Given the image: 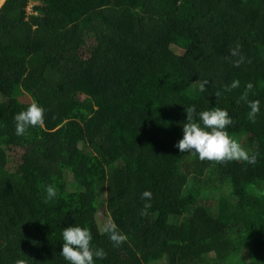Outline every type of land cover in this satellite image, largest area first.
Here are the masks:
<instances>
[{
    "label": "trees",
    "instance_id": "trees-1",
    "mask_svg": "<svg viewBox=\"0 0 264 264\" xmlns=\"http://www.w3.org/2000/svg\"><path fill=\"white\" fill-rule=\"evenodd\" d=\"M33 102L43 125L17 136L13 114ZM189 105L226 109L255 163L179 152ZM71 225L105 251L94 264H264V0L3 2L0 264H68Z\"/></svg>",
    "mask_w": 264,
    "mask_h": 264
},
{
    "label": "clouds",
    "instance_id": "clouds-1",
    "mask_svg": "<svg viewBox=\"0 0 264 264\" xmlns=\"http://www.w3.org/2000/svg\"><path fill=\"white\" fill-rule=\"evenodd\" d=\"M204 81L200 85L199 91H204ZM239 85L238 80H233L227 88L230 90ZM251 83L245 86V92L241 98L246 99L247 90L251 89ZM249 112L247 117L254 120L259 112V101H247ZM185 123L182 125V137L175 143L174 147L181 153L187 151L194 153L200 160H235L241 159L248 163H255L256 157L249 155L240 144L227 134L226 127L232 124V118L228 115L226 109L211 107L206 110L196 111L195 106L185 107ZM44 109L38 103L33 102L25 109L13 114L14 132L17 136L25 134L29 126L36 127L43 125ZM45 200L53 199L56 196V190L51 185L45 186ZM144 209L150 207L151 192L145 190L141 193V199L145 200ZM143 214V212L141 213ZM103 232L107 233L108 239L113 246H119L125 239V236L117 229L116 224L109 218L102 226ZM62 244L59 255L68 262V264H94V257L102 259L105 251L102 248L93 247L90 244L91 233L87 228L78 225L64 227L60 232ZM14 264H26L22 259H16Z\"/></svg>",
    "mask_w": 264,
    "mask_h": 264
},
{
    "label": "rangeland",
    "instance_id": "rangeland-1",
    "mask_svg": "<svg viewBox=\"0 0 264 264\" xmlns=\"http://www.w3.org/2000/svg\"><path fill=\"white\" fill-rule=\"evenodd\" d=\"M4 1H5V0H1V2H0V7H1V5L3 4ZM26 10H27V11L30 10V4H28V5L26 6ZM153 135H154V134H153ZM153 135H149V139H150ZM104 207H105L104 199H103V198H100V201H99V203H98V205H97L96 219H97L98 225H99V227H100L101 229H102L103 224H104L105 222L108 221V217H107V215H106V213H105V211H104V209H105ZM244 255H245V251L240 249V250L238 251V256H239V257H242V256H244ZM153 264H168V263L166 262L165 259H162V260H160V261H158V262H156V263H153Z\"/></svg>",
    "mask_w": 264,
    "mask_h": 264
}]
</instances>
